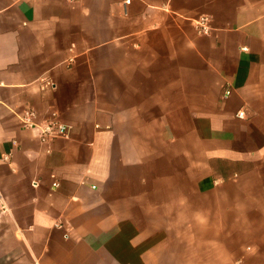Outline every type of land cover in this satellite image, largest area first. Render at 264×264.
I'll return each mask as SVG.
<instances>
[{"label": "crops", "instance_id": "0c3cea01", "mask_svg": "<svg viewBox=\"0 0 264 264\" xmlns=\"http://www.w3.org/2000/svg\"><path fill=\"white\" fill-rule=\"evenodd\" d=\"M126 1L0 0V264H264V0Z\"/></svg>", "mask_w": 264, "mask_h": 264}, {"label": "built area", "instance_id": "2783aa9c", "mask_svg": "<svg viewBox=\"0 0 264 264\" xmlns=\"http://www.w3.org/2000/svg\"><path fill=\"white\" fill-rule=\"evenodd\" d=\"M129 0L126 1L128 3ZM196 31L199 35H209L211 32L210 19L206 16H201L194 20ZM241 50H246L242 48ZM45 86L53 87V83L50 80H44ZM230 91L225 90V95H229ZM243 112H238L237 117L242 118ZM20 123L25 129H31L38 135L39 140L42 143H46L52 139L65 138L69 132V126L60 122L55 116L46 121H37V115L33 110H26L19 117ZM56 184H54L55 186ZM4 203L0 195V212L4 210Z\"/></svg>", "mask_w": 264, "mask_h": 264}]
</instances>
